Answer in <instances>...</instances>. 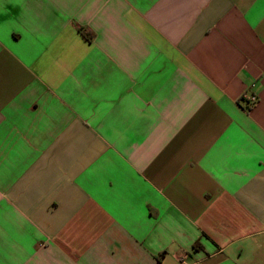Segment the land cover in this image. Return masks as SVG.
I'll return each instance as SVG.
<instances>
[{
  "label": "crops",
  "instance_id": "obj_1",
  "mask_svg": "<svg viewBox=\"0 0 264 264\" xmlns=\"http://www.w3.org/2000/svg\"><path fill=\"white\" fill-rule=\"evenodd\" d=\"M0 264H264V0H0Z\"/></svg>",
  "mask_w": 264,
  "mask_h": 264
},
{
  "label": "built area",
  "instance_id": "obj_2",
  "mask_svg": "<svg viewBox=\"0 0 264 264\" xmlns=\"http://www.w3.org/2000/svg\"><path fill=\"white\" fill-rule=\"evenodd\" d=\"M251 99L254 101L256 99V97L253 96Z\"/></svg>",
  "mask_w": 264,
  "mask_h": 264
}]
</instances>
